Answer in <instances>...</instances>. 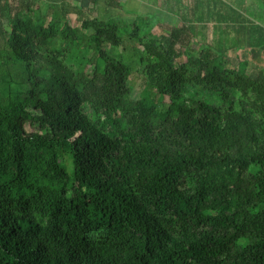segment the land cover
<instances>
[{
    "label": "trees",
    "instance_id": "1",
    "mask_svg": "<svg viewBox=\"0 0 264 264\" xmlns=\"http://www.w3.org/2000/svg\"><path fill=\"white\" fill-rule=\"evenodd\" d=\"M39 1L0 0V264H264V73L225 55L264 27L197 0L161 41Z\"/></svg>",
    "mask_w": 264,
    "mask_h": 264
},
{
    "label": "rangeland",
    "instance_id": "2",
    "mask_svg": "<svg viewBox=\"0 0 264 264\" xmlns=\"http://www.w3.org/2000/svg\"><path fill=\"white\" fill-rule=\"evenodd\" d=\"M118 1H120V3L122 4L121 8H114V7L106 6L105 3H103L104 6H102L101 9L97 11V13L95 11H91L92 10L91 8L90 9L87 8V10L91 11L89 16L92 17V15L98 14L99 17L103 20H108L111 18L128 19V20H120L118 22V25L120 26V32L123 33L124 35L126 34L128 35L132 28L131 20H134V18L137 16L149 15L153 19V22L155 23L157 22L153 29L154 35H156L161 41H164V38L167 36L168 34L167 32L171 27H179L181 25V15H180L181 13L180 12L183 11V9L187 7L188 3L192 4V7L194 9L193 11L195 12V1L197 0H118ZM178 1H180V3H178ZM203 1H204L203 6L199 7L200 11H202L203 9L204 10L207 9V4L210 3L208 7H210L211 12L214 9L215 10L219 9L220 11H224V7H226L225 11L227 12L226 14L227 16L237 11L245 18H248L251 21H253V23H257V24L264 23V19L262 20V18L264 17V6L263 5L261 6V8L259 5L257 8V11H254L252 13V11L248 10L249 7L238 8L237 7L238 4L235 2V0H203ZM36 9H38L39 12L44 13L40 10L39 5H37ZM39 12H36L35 16H39L40 15ZM259 12L262 18L260 17ZM236 14L238 13H235V15ZM19 16L26 17V13L21 12ZM210 17H212V14ZM206 21L208 25L206 26V28H202V27L199 28L200 33L206 34L208 36L209 41L211 42L214 41V43H216L217 38H219L220 36L218 33L213 34L212 28H211L212 20L210 19V22L208 20ZM70 22H71L72 27L79 26V24L76 22L75 17L73 16L70 17ZM199 35L200 34H195L196 37H195V41L193 44L195 53H198L203 45V42H201V39H200L201 35L200 36ZM230 39L233 41L232 35H230ZM230 45H231V42H230ZM127 48H129L128 44H127ZM226 53H227L226 55L227 65L230 68H236L238 65L239 59H243L245 56H247V54L244 53L243 50L240 51L239 53H236L235 51L231 49V50H228ZM128 54H129L128 52L125 53V55L127 56ZM178 62L179 63L183 62V59L180 58ZM261 70H264V64L249 67L248 73L250 76L254 77ZM130 87L133 90L132 96L134 98L138 97V94L141 91V74L139 71L138 64H134L132 66V76H131ZM166 103H167V99L165 98L163 100L162 105H165Z\"/></svg>",
    "mask_w": 264,
    "mask_h": 264
},
{
    "label": "crops",
    "instance_id": "3",
    "mask_svg": "<svg viewBox=\"0 0 264 264\" xmlns=\"http://www.w3.org/2000/svg\"><path fill=\"white\" fill-rule=\"evenodd\" d=\"M56 1H59V0H56ZM64 2H66L71 7H78V8H81L83 10H87V8L88 9H90V8L92 9L93 8L91 0H64ZM235 2L238 4L237 5L238 8H241V7L242 8H247V7H249L248 10L252 11V13L254 11H257V8H258L259 5H260V8H261L262 5L264 6V0H237V1L235 0ZM103 3H104L103 0H99L98 3H97V6H95V10L99 11L101 9V7L104 6ZM248 3H249V5H248ZM38 5L40 6V10L42 12H44L46 10L47 6H48V2L46 0H40ZM260 12H259V15H260ZM260 17H261V15H260ZM263 19H264V17L262 18V20ZM255 24H257V23H255ZM258 25L264 27V23L263 24L262 23H258ZM237 26H240V25L237 24ZM244 34L245 33H243V32L241 33V35H240V33L239 34L232 33V37H233V41L232 42L235 43V46H234V48H232V50L235 51L236 53H239L240 51L243 50V52L247 54V56H245L243 59H239L238 63L240 61L241 62L247 61L249 67L255 66V65L264 64V51L261 50V49H251V48H249L245 44V40H244L245 35ZM238 39H239V41H238ZM225 55H227V53ZM249 67H248V69H249ZM260 72L264 73V70H261Z\"/></svg>",
    "mask_w": 264,
    "mask_h": 264
}]
</instances>
